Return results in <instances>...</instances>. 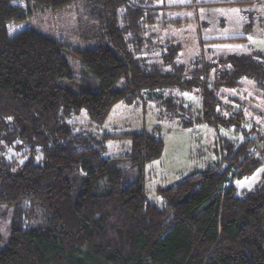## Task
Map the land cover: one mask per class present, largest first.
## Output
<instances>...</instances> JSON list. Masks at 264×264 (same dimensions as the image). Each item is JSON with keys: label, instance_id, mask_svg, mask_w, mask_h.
Returning a JSON list of instances; mask_svg holds the SVG:
<instances>
[{"label": "trees", "instance_id": "1", "mask_svg": "<svg viewBox=\"0 0 264 264\" xmlns=\"http://www.w3.org/2000/svg\"><path fill=\"white\" fill-rule=\"evenodd\" d=\"M12 1L0 0V140L13 121L43 156L16 166L0 150V209H13L0 264H264V170L255 188L237 187L264 162L257 150L264 132L246 127L242 107L226 102L247 79L264 91V53L179 62V46L146 36L171 7L239 0H86L107 38L75 49L79 76L61 40L30 28L10 36L7 28L28 19L31 1L58 11L74 0H26L27 11ZM184 92L199 96L198 110L179 97ZM140 98L184 126L206 122L234 133L218 132L219 162L161 188L162 205L147 199L140 177L126 183L115 163L129 158L142 174L162 156L160 127L129 133L131 149L106 156L108 134L71 120L85 109L90 125L101 126L116 102Z\"/></svg>", "mask_w": 264, "mask_h": 264}, {"label": "rangeland", "instance_id": "2", "mask_svg": "<svg viewBox=\"0 0 264 264\" xmlns=\"http://www.w3.org/2000/svg\"><path fill=\"white\" fill-rule=\"evenodd\" d=\"M169 1L188 3L191 0ZM12 3L27 11L26 0H16ZM29 5L31 11L25 22L7 23L9 35L13 36L25 28H30L61 40V51L67 58L72 72L79 76L82 62L75 49L95 47L107 38L106 30L100 27L99 20H91L92 5L86 0H74L70 6L58 11L37 6L33 1ZM167 13L168 18H174V21L167 18L156 22L151 29L148 28L146 36L150 34L154 43L165 45L169 41V44L179 46L176 58L179 62H189L198 57L210 60L231 53H264V0L174 6L169 8ZM178 18L183 19L181 24L175 21ZM157 53L159 54L160 50ZM123 84L124 79H121L115 87L119 88ZM73 88H77V82H73ZM230 94L238 99H227L226 102L242 107L246 127L255 125L259 131L264 132V91L256 88L253 82L247 79L244 87L234 89ZM179 97L196 110L201 106L200 98L195 93L184 92L180 93ZM234 113L237 111L234 110ZM71 120L84 124L79 127L94 131L98 135L108 134L104 136L106 156H116L129 151L132 145L129 133L142 129L152 131L160 127L164 137L162 156L149 161L142 174L129 158H118L115 161L125 174V182L129 184L140 177L147 199L159 205L163 202L159 192L161 188L175 184L193 172L205 170L220 161L222 147L219 142L216 144L219 131L227 136L234 135L226 128L218 129L206 122L184 126L179 116L169 117L165 108L148 98H140L134 102H116L101 126L90 125V117L85 109L71 116ZM11 125L12 132L0 140V150L16 166L22 165L30 157L40 161L43 156L40 146L35 145L31 138L21 136L20 128L16 129L13 121ZM257 148L260 154L258 156L264 159V144L257 145ZM263 170L264 162L253 174L237 180L238 190L255 188L262 178ZM12 212L13 209L9 206L0 209V249L7 246L10 240Z\"/></svg>", "mask_w": 264, "mask_h": 264}, {"label": "built area", "instance_id": "3", "mask_svg": "<svg viewBox=\"0 0 264 264\" xmlns=\"http://www.w3.org/2000/svg\"><path fill=\"white\" fill-rule=\"evenodd\" d=\"M257 150H259V148H257Z\"/></svg>", "mask_w": 264, "mask_h": 264}]
</instances>
